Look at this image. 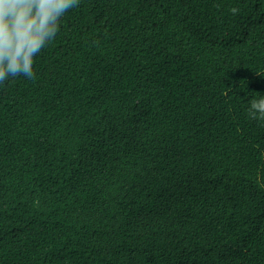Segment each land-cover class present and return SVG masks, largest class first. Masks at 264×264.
<instances>
[{"label": "trees", "instance_id": "1", "mask_svg": "<svg viewBox=\"0 0 264 264\" xmlns=\"http://www.w3.org/2000/svg\"><path fill=\"white\" fill-rule=\"evenodd\" d=\"M33 71L0 84V264H264V0H80Z\"/></svg>", "mask_w": 264, "mask_h": 264}, {"label": "clouds", "instance_id": "2", "mask_svg": "<svg viewBox=\"0 0 264 264\" xmlns=\"http://www.w3.org/2000/svg\"><path fill=\"white\" fill-rule=\"evenodd\" d=\"M80 0H0V84L23 75L35 79L34 58L58 34L63 16ZM238 9L232 8L233 14ZM248 115L264 120V96L250 101Z\"/></svg>", "mask_w": 264, "mask_h": 264}]
</instances>
